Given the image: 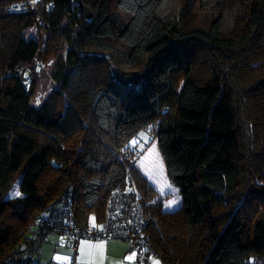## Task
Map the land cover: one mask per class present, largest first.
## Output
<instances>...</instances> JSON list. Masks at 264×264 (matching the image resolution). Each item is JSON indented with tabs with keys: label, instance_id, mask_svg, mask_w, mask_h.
I'll list each match as a JSON object with an SVG mask.
<instances>
[{
	"label": "trees",
	"instance_id": "1",
	"mask_svg": "<svg viewBox=\"0 0 264 264\" xmlns=\"http://www.w3.org/2000/svg\"><path fill=\"white\" fill-rule=\"evenodd\" d=\"M30 1L0 0V264L69 184L83 226L139 190L164 264L264 255V0H83L91 19L77 0ZM37 59L57 85L39 106L19 71ZM150 128L173 210L132 165Z\"/></svg>",
	"mask_w": 264,
	"mask_h": 264
},
{
	"label": "built area",
	"instance_id": "2",
	"mask_svg": "<svg viewBox=\"0 0 264 264\" xmlns=\"http://www.w3.org/2000/svg\"><path fill=\"white\" fill-rule=\"evenodd\" d=\"M25 1L11 4V10H26ZM26 83L30 71L19 70ZM74 187L69 184L62 194L41 212L21 242L3 264H32L41 257L42 247L52 234L63 236L67 244L77 250L82 239H116L129 243L141 264H150L149 259L159 257L146 233L148 219L145 205L139 194L131 190H113L106 202L105 214L99 224L81 225L75 216ZM245 264H264V255L252 256Z\"/></svg>",
	"mask_w": 264,
	"mask_h": 264
},
{
	"label": "rangeland",
	"instance_id": "3",
	"mask_svg": "<svg viewBox=\"0 0 264 264\" xmlns=\"http://www.w3.org/2000/svg\"><path fill=\"white\" fill-rule=\"evenodd\" d=\"M29 5L33 8H36L37 1L31 0ZM200 23H202V21H200ZM45 31L46 29H43V27L39 26L38 24H34L33 26L27 28L26 36L42 40L43 36L45 35ZM53 61L54 59H50L42 66L40 60L37 59V72L35 71V68L30 67L28 69L31 74L30 80H32V77L33 79H36V89L32 98V102L36 106L41 105L44 98L57 86L56 83L50 78ZM136 70L140 71L141 68H137ZM130 146L135 151L132 165H134L139 170V172L157 188L159 192L158 194L165 199L164 208L166 210L178 208L180 205V193L178 187L167 175L165 163L158 148V144L154 138L152 128H150L148 131H141L131 140ZM17 191L18 185L16 184L10 192V196H16L15 193ZM137 191L136 193L140 194L139 190ZM173 200H175V203L169 205V201ZM157 262L158 264H164L160 257H152L149 259L150 264H157Z\"/></svg>",
	"mask_w": 264,
	"mask_h": 264
},
{
	"label": "crops",
	"instance_id": "4",
	"mask_svg": "<svg viewBox=\"0 0 264 264\" xmlns=\"http://www.w3.org/2000/svg\"><path fill=\"white\" fill-rule=\"evenodd\" d=\"M94 222V223H93ZM93 224L100 222L92 221ZM95 246V247H93ZM34 264H141L128 242L116 239H82L77 250L63 236L53 234Z\"/></svg>",
	"mask_w": 264,
	"mask_h": 264
},
{
	"label": "water",
	"instance_id": "5",
	"mask_svg": "<svg viewBox=\"0 0 264 264\" xmlns=\"http://www.w3.org/2000/svg\"><path fill=\"white\" fill-rule=\"evenodd\" d=\"M79 4L80 10L85 14V17L87 19H91L93 17L92 10L89 6H87L83 0H77Z\"/></svg>",
	"mask_w": 264,
	"mask_h": 264
},
{
	"label": "snow or ice",
	"instance_id": "6",
	"mask_svg": "<svg viewBox=\"0 0 264 264\" xmlns=\"http://www.w3.org/2000/svg\"><path fill=\"white\" fill-rule=\"evenodd\" d=\"M15 195H16V196H20L21 194L17 191V192L15 193ZM174 203H175V200H173V201H169V205L174 204ZM93 247H95V246H93ZM157 264H158V262H157Z\"/></svg>",
	"mask_w": 264,
	"mask_h": 264
}]
</instances>
